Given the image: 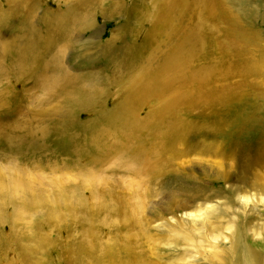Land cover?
Listing matches in <instances>:
<instances>
[{"label": "rangeland", "instance_id": "374dc122", "mask_svg": "<svg viewBox=\"0 0 264 264\" xmlns=\"http://www.w3.org/2000/svg\"><path fill=\"white\" fill-rule=\"evenodd\" d=\"M6 1L0 0V3L6 6ZM42 1L44 4L32 15L24 12L31 17L34 15L32 26L38 33H46L45 23L58 8L57 0ZM126 1L128 6L133 4V0ZM222 1L227 3L229 13H235L231 5L234 0ZM248 1V9L255 10L259 16L243 14L239 16L241 25L264 39V25L261 24L264 0ZM11 2V6H15L20 0ZM115 2L104 1L101 11L94 15L93 29L77 37L71 35L75 40L87 39L93 43L85 55L77 49L66 51L64 66L68 68L71 62L76 70L69 69L71 73L83 75L98 70H106V75L113 73V65L97 54L114 35L119 34L124 42L127 39L126 17L105 18L101 13L108 14L110 5ZM23 16L13 20L18 21ZM17 25L15 30L10 27L0 30L1 44L24 43L22 33L26 28L20 23ZM78 57L81 59L77 60ZM122 57L121 54L119 59ZM88 61H95V66L88 67L91 65L86 64ZM52 75L49 73L48 77ZM239 80H229L225 87L237 86ZM0 83V98L9 97V82ZM219 86L189 89L191 101L197 99L202 107L195 109L201 111L200 115L187 117V126L197 124L201 126V133L189 137L184 147L186 152L177 146L167 153V145L159 148L160 154L155 148L160 147L165 138L172 147L173 141L181 140L185 133L164 138L149 136L143 143L150 158L148 166L137 163L139 159L132 154L139 145L128 140L121 154L114 149L115 154L106 156L102 164L97 163L101 154L95 151L80 160L76 149L68 152L57 147V140L63 142L59 136H44L49 149L24 156L0 148V167H6L4 155L11 156L33 183L42 184L35 193H45L42 200L36 199L26 219L20 221L14 219L13 212L21 208L22 203L11 199L9 203L0 202L3 206L0 264H102L100 258L111 248L126 250L129 257L142 256L153 264H247L245 249H240L236 259L232 257L239 241L258 255L259 264H264V99L237 103L230 101L232 95L228 93L227 104L209 108L206 105L211 100L203 97L207 92L212 97L221 95L215 88ZM27 89L29 92H21L19 102L23 104L20 107L24 119H27L25 112L33 113L46 99L41 88L30 84ZM195 91L199 92L195 94ZM33 94L37 95L36 100L34 98L30 104ZM43 107H47L45 110L54 108L52 105ZM210 109L216 113L211 114ZM7 111L8 107L3 106L0 115ZM9 123L12 121L2 125L7 127ZM66 139L70 141L72 136ZM104 144L109 148L114 145L108 140ZM85 174H93L91 188H82ZM54 182L60 184L67 195L64 204L56 209L53 200L59 199L57 191L60 188L55 190ZM35 193L29 199L36 198ZM45 200L48 203L44 205ZM54 210L57 215L51 214Z\"/></svg>", "mask_w": 264, "mask_h": 264}, {"label": "bare ground", "instance_id": "6f19581e", "mask_svg": "<svg viewBox=\"0 0 264 264\" xmlns=\"http://www.w3.org/2000/svg\"><path fill=\"white\" fill-rule=\"evenodd\" d=\"M104 1L57 0L58 8L45 23L46 33L35 31L32 26L34 15H26H32L44 1L20 0L11 6L12 2L8 0L5 7L0 3V30L8 27L15 30L17 23L26 28L21 45L0 43V81L3 84L9 82L10 95L0 98V108L8 107L7 113L0 115V148L5 152L24 156L49 149L44 136H59L63 142L57 140V147L68 152L76 149L80 160L95 151L101 154L97 163L102 164L106 156L115 154L114 149L121 154L129 141H135L139 147L132 155L139 159V165L148 166L150 158L143 143L149 136L164 138L185 133L181 140L173 141L172 147L165 138L161 146L155 148L160 154L159 148L164 149L167 145V153L177 146L186 152L184 147L189 137L201 133V126L194 123L187 126L188 116L201 114L195 109L202 105L197 99L191 101L189 98V89L193 86L220 85L215 88L221 95L212 97L207 92L208 95L203 97L211 100L206 105L209 108L227 104L228 93L232 95L231 102L264 99V39L241 25L239 18L243 14L259 16L255 10L248 9V0L231 2L235 13H229L227 3L222 0H133L130 6L126 0H116L110 5L108 14L101 13L105 18L126 17L127 39L124 42L119 34L114 35L97 54L113 65V73L106 75V70L83 75L71 73L69 69H75L73 64L69 62L68 68L64 66L66 51L77 49L82 55L88 53L93 43L87 39L82 41V38L75 40L73 36L95 27L94 15L101 11ZM61 3L62 8L58 6ZM20 16H23L20 20H13ZM261 24L264 25V14H261ZM121 54L122 60L119 59ZM95 61L86 64L94 67ZM7 62L10 63L8 67ZM49 73L53 75L48 77ZM237 78L241 86L225 87V82ZM30 84L41 88L46 99L39 105L36 103L38 106L33 113L25 112L27 119H24L20 107L23 104L19 102L21 92H29ZM30 96L29 103L33 104L37 95ZM46 105L54 106L53 110H45L47 107L43 106ZM210 113L216 112L210 109ZM10 120L12 123L7 127L2 125ZM67 136L72 139L68 141ZM105 140L113 141L114 145L107 147ZM4 157L6 167H0V202L4 204L11 199L22 203L21 208H15L13 216L17 221L24 220L31 206L36 205V199L42 200L45 193L36 194L42 184L33 183L11 156ZM92 178L93 174H85L82 188H91ZM52 187L56 190L60 184L54 182ZM33 193L36 198L29 199ZM57 193L59 199L53 200L55 209L67 199L63 188ZM46 203L45 200L44 205ZM51 214L57 215V211H51ZM240 249L246 251L247 264L260 263L258 255L251 253L241 241L234 246L233 259L238 257ZM125 252L108 249L100 258L101 263L153 264L142 256L129 257Z\"/></svg>", "mask_w": 264, "mask_h": 264}]
</instances>
